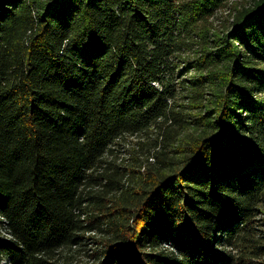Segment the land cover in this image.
Here are the masks:
<instances>
[{"label":"trees","instance_id":"16d2710c","mask_svg":"<svg viewBox=\"0 0 264 264\" xmlns=\"http://www.w3.org/2000/svg\"><path fill=\"white\" fill-rule=\"evenodd\" d=\"M264 264V0H0V264Z\"/></svg>","mask_w":264,"mask_h":264},{"label":"rangeland","instance_id":"374dc122","mask_svg":"<svg viewBox=\"0 0 264 264\" xmlns=\"http://www.w3.org/2000/svg\"><path fill=\"white\" fill-rule=\"evenodd\" d=\"M1 264H4V263H1Z\"/></svg>","mask_w":264,"mask_h":264}]
</instances>
